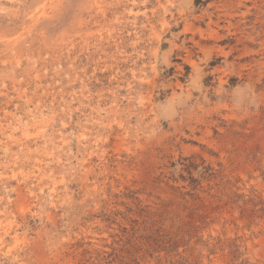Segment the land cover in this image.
<instances>
[{"label": "rangeland", "instance_id": "rangeland-1", "mask_svg": "<svg viewBox=\"0 0 264 264\" xmlns=\"http://www.w3.org/2000/svg\"><path fill=\"white\" fill-rule=\"evenodd\" d=\"M0 264H264V0H0Z\"/></svg>", "mask_w": 264, "mask_h": 264}]
</instances>
